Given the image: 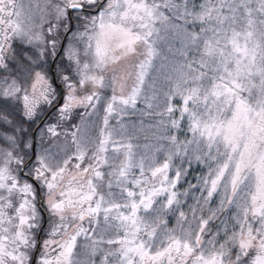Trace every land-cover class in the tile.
<instances>
[{"label":"snow or ice","instance_id":"snow-or-ice-1","mask_svg":"<svg viewBox=\"0 0 264 264\" xmlns=\"http://www.w3.org/2000/svg\"><path fill=\"white\" fill-rule=\"evenodd\" d=\"M0 264H264V0H0Z\"/></svg>","mask_w":264,"mask_h":264},{"label":"rangeland","instance_id":"rangeland-1","mask_svg":"<svg viewBox=\"0 0 264 264\" xmlns=\"http://www.w3.org/2000/svg\"><path fill=\"white\" fill-rule=\"evenodd\" d=\"M26 2H27V0H26ZM36 2H37V0H33V6H35ZM38 2L41 4V6H43V0H38ZM124 70L127 71V72H134L135 71V69L131 65H126ZM98 107L100 108V114H101V112L103 111V101L101 102V105H99ZM82 112H83V109H76V113L74 114L73 120L69 121L68 123L69 124H71V123H79L80 122V116L78 114L82 113ZM102 115L103 114H101L100 117ZM100 117L97 118V116H94V117H86L85 118L87 120L94 121V124H93L92 129H91V135L93 137H95L97 132H98V127H99V125L101 123Z\"/></svg>","mask_w":264,"mask_h":264},{"label":"trees","instance_id":"trees-1","mask_svg":"<svg viewBox=\"0 0 264 264\" xmlns=\"http://www.w3.org/2000/svg\"><path fill=\"white\" fill-rule=\"evenodd\" d=\"M138 107H143V105L142 104H138ZM101 114H103V111L101 112ZM100 114V115H101ZM100 116H97V118H99ZM126 119H128V118H126ZM132 119H137L136 117H133ZM68 123V122H67ZM69 124V123H68ZM194 168H196V170L195 171H192L191 172V175H189L188 177H187V180L189 181V182H191V183H196V177L201 173V172H203V167L202 166H195L194 165ZM184 187L186 188L187 187V184H185L184 185ZM183 190V189H182ZM194 191V190H193ZM188 203L189 204H191V203H193V200H192V196H191V194H190V196H189V199H188ZM185 210L187 211V208L185 207ZM217 224L219 223V221H217L216 222Z\"/></svg>","mask_w":264,"mask_h":264}]
</instances>
